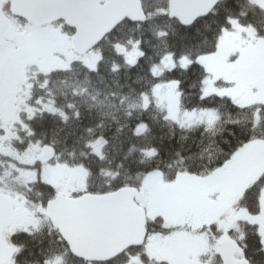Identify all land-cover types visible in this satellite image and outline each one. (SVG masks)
I'll use <instances>...</instances> for the list:
<instances>
[{
    "label": "snow or ice",
    "instance_id": "snow-or-ice-1",
    "mask_svg": "<svg viewBox=\"0 0 264 264\" xmlns=\"http://www.w3.org/2000/svg\"><path fill=\"white\" fill-rule=\"evenodd\" d=\"M29 2L36 8L47 10L48 20L63 15L75 25L77 32L74 35L77 36L85 30V25L76 15L77 10L82 6L98 5V0ZM2 3L3 0H0ZM119 3L120 0H105V6L117 7ZM248 4L251 13L241 8L236 14L229 13L219 22L216 46L211 51L201 50L194 55L179 57V66L185 70L195 65L203 69L199 93L202 103L199 107H183L179 102L181 81L173 79L168 82L176 91L174 101L166 106L164 118L171 119L182 129L197 125L202 129V135H215L219 131L217 125L222 122L221 106L210 105L205 101L208 97H219L225 101L223 107L231 117L227 121L231 135L215 141L216 154L213 156L209 153L206 168L201 171L183 165L177 167L169 177L163 169L149 167L138 174L141 176L139 184H121L108 191L91 192L86 185L70 188L58 177L48 175V170H71L73 167L86 173L88 169L83 164L70 166L58 158L53 161L50 158L55 154V149L51 144L42 143L40 138L34 141L29 139L22 151L16 149L9 156L10 171H15L17 179L23 177L22 182L26 186L39 184L47 190L48 195L37 203L29 200L24 192L14 191L0 181V264H17L14 257H19L25 247L11 240L13 232L32 237L42 230V220L48 221L50 234L55 230L60 244L58 251L44 254L41 264H67L69 260L79 261L80 264H113L114 259L137 245L145 255L154 259L155 264H211V257L217 254L222 264H253L249 245L244 242L248 239V233L241 232L239 238L232 235V228L239 226L241 221L253 227L257 246L252 252L264 254V0H248ZM170 8L164 9L163 14L176 16L181 28H196L200 20L215 10V0H170ZM181 8L201 10L195 11L194 15L184 16L178 10ZM22 15L26 23L21 26L22 32L18 30L16 43L11 45L18 61V75H22V67L30 59L46 53L53 41L45 33L47 29L55 30L51 24H45L38 17L34 20L28 11ZM7 20L9 17L0 8V95H3L11 75L9 48L4 36V22ZM159 34L167 33L162 31ZM237 38H242L244 45L227 54L222 70L208 63L210 57L220 55L223 42ZM176 66L174 63L173 67ZM91 67L94 69L95 65ZM150 70L153 75L156 74L154 68ZM159 87V82L152 86L153 95ZM141 97V106L146 109L153 101L148 92L142 91ZM156 102L160 103L159 100ZM44 109L59 111L47 104L39 110ZM27 111L30 120L35 111L31 107ZM61 116L67 118L63 112ZM20 124L27 130V135L34 134L28 123L21 120ZM4 127L0 123V128ZM148 130L146 121H138L134 128L137 135H143ZM13 135L19 138L18 134ZM102 143L99 140L89 141L92 150L101 157ZM36 151L46 153L39 157V164L36 163V157L25 159L28 153ZM141 151L147 157L158 153L154 146ZM179 158L185 159L183 155ZM24 164L30 167H22ZM148 194L160 197L157 205L165 210L153 213L150 218L144 217L139 239L125 240L119 232L107 229L103 211L104 206L112 201H120L127 208L129 229L139 228L141 213L134 205L140 197ZM177 194L194 201L196 207L172 210L171 215L176 223L170 224L167 223L170 211L163 198ZM220 207L231 208V223H225L223 217L216 213ZM10 209H15L19 221L13 229L8 228L7 214ZM156 221H160L163 231H151V225ZM183 224L194 227L191 231L181 230ZM154 236L163 243L159 253L151 249ZM5 248L8 250L7 257L4 255ZM128 264H138L136 256H131Z\"/></svg>",
    "mask_w": 264,
    "mask_h": 264
},
{
    "label": "trees",
    "instance_id": "trees-1",
    "mask_svg": "<svg viewBox=\"0 0 264 264\" xmlns=\"http://www.w3.org/2000/svg\"><path fill=\"white\" fill-rule=\"evenodd\" d=\"M140 1L143 10H146L144 20L140 23L124 20L107 34L94 47H98L100 53L95 69L74 61L68 69L54 70L34 80L27 106L33 108L35 115L29 120L28 112L19 113L34 134L27 135V130L23 128L18 133L19 138L9 143L14 151H22L29 139L34 141L40 138L42 143L51 144L56 159L58 157L75 165L83 164L88 169L87 189L91 192L108 191L121 184H139L141 176L138 174L149 167L163 169L169 177L177 167L183 165L203 171L210 159L209 153L213 156L216 154L215 141L231 135L227 124L231 117L223 107L225 101L221 98L208 97L205 101L221 106L223 115L222 122L217 125L219 131L215 135H202V129L197 125L182 129L171 119H165L167 105L158 104L152 94V86L157 82L160 84L179 79L182 90L180 104L189 109L199 107L202 103L199 100L200 77L203 75L200 66L195 65L187 70L176 66L162 70L158 75H153L150 69L169 53L174 54L170 55L173 60L179 61L181 55L211 51L216 46L219 22L241 8L251 13L248 0L218 2L215 10L200 20L196 28H181L177 20L163 14V10L167 9V0ZM56 26L65 35L73 33L65 25ZM162 31L167 34L160 35ZM133 43L137 44L140 53L133 64H128L116 45L130 50ZM142 91L148 92L153 101L146 109L141 106ZM45 104L59 111H40ZM138 121H146L149 125V130L143 135L134 132ZM98 140L103 141L102 157L94 153L89 144V141ZM152 146L158 149V153L153 157L145 156L141 149ZM180 155L185 159L181 160ZM8 163L9 157L0 155V167ZM22 167L27 169L30 166L24 164ZM10 188L24 192L29 200L37 203L48 195L47 190L39 184L26 186L22 183ZM41 224L42 230L32 237L13 233L11 240L25 246L19 257H14L17 264H41L45 253L59 250L60 241L56 238L55 230L49 233L47 220H42ZM236 229L231 230L234 238H239L241 232L248 233V239L244 242L249 245L253 264H264V254L252 252L257 246L252 225L240 222ZM151 231H163L158 221L151 225ZM131 256L154 264L141 247L130 248L114 259L113 264H126ZM67 264L80 262L69 260ZM211 264H220L217 255L212 256Z\"/></svg>",
    "mask_w": 264,
    "mask_h": 264
},
{
    "label": "rangeland",
    "instance_id": "rangeland-1",
    "mask_svg": "<svg viewBox=\"0 0 264 264\" xmlns=\"http://www.w3.org/2000/svg\"><path fill=\"white\" fill-rule=\"evenodd\" d=\"M12 25L16 27L15 24ZM4 26L9 27L6 23H4ZM52 26L55 30L47 29L45 33L53 41L49 46V49L46 51L45 54L36 55L34 58L30 59L27 63H25L22 67V75L17 74L18 61L14 55V49H12L11 47L12 44L5 43L6 46L9 48V64L11 67V75L3 95H0V123H3L5 125L4 128H0V155L5 156V153H7L8 155L6 156L9 157L14 152V149L11 148L9 143L11 144L12 141L17 139V135H13V133L18 134L19 131L23 129L21 124L17 125L22 120L19 117V113L20 111L28 112L27 109L29 107L27 106V102L29 100V93L34 80H37L42 76H46L54 70H62L66 68L68 69L69 65L74 61H80L89 69H93L91 65H95V67L97 65L98 59L100 57L98 47L91 49L85 55H78L73 52L70 46L69 38L71 34L70 36L65 35L59 30V28H57L56 25ZM20 32H22V30H20ZM4 33L7 34V31L5 30ZM17 36L18 34H16V41ZM243 45L244 41L242 38L229 39L223 42L221 44L220 55L210 57L208 63L211 64L215 69L222 70L225 67V59L227 57V54L230 53L233 49L238 50L239 47ZM116 49L120 54L124 56L125 61L128 64H133L140 53L137 44L135 43H133L130 50H126L123 46L120 45H116ZM234 58L235 57H233V59ZM174 63L179 66L180 60L175 61L172 59V56H165L158 64L153 67L156 72L155 75H158L162 70L172 68ZM155 91L156 94L154 95V97L156 98V101H160V103L158 104L165 103L166 105H168L174 101V92L176 91V89H174L170 83H160V87L157 88ZM17 116L19 117V119H17ZM42 155L43 153L39 151L31 152L25 156V159L31 160L33 159V157H36V163L39 164V157ZM50 159L54 161L56 158L53 155ZM59 160L62 161V159ZM67 163L70 166H75V164L69 162ZM48 175L58 177L62 181V183L69 186L70 188H80L82 185H86L88 187V173L82 172L74 167L71 170H48ZM16 176L17 174L15 173V171H10L9 163L7 165L3 164L0 167V181H2L7 187L17 186L18 184L23 183V177L17 179ZM158 199L161 198L154 194H148L143 197H140L137 204L145 209L146 216L150 218L153 213L165 210L164 208L158 207ZM163 199L167 201L168 210L170 211V215L167 220V223L170 224L176 223L175 219L171 215L172 210L196 207L194 201L180 194L164 197ZM216 213L220 214L223 217L225 223L232 222V212L230 207H220L216 209ZM7 220L9 222V229H13L14 225L19 222L15 209L9 210L7 214ZM158 222L160 223V221ZM193 227L194 226L190 224H183L180 226L181 230L187 231H191ZM236 227H233L232 230L237 231L238 229H236ZM162 248V241L156 236L152 237V251L155 253H159L161 252ZM4 255L6 257L8 256L7 248H5L4 250ZM136 258L138 264H148L143 262L141 258L137 256ZM148 258L154 261L153 258L149 256ZM126 264H128V262ZM149 264H151V262Z\"/></svg>",
    "mask_w": 264,
    "mask_h": 264
},
{
    "label": "water",
    "instance_id": "water-1",
    "mask_svg": "<svg viewBox=\"0 0 264 264\" xmlns=\"http://www.w3.org/2000/svg\"><path fill=\"white\" fill-rule=\"evenodd\" d=\"M9 12L13 16L25 20L22 13L28 11L32 14L33 19L37 17L44 20L45 24H52L57 21H64L65 25L73 30L70 37V46L74 53L78 55H85L88 51L93 49L102 39L109 34L117 25L123 20H128L133 23H140L144 20V12L139 0H120L119 6L112 7L111 5L105 6V0H98L96 6H82L76 15L80 18L81 22L85 25L84 32L77 36L74 35L77 29L74 24L68 22L63 15L57 16L54 19L48 20L49 13L43 8H36L31 5L29 0H8ZM223 0H215V5ZM167 9L170 8V0L167 3ZM184 16L194 15L195 11L201 10L199 8H181L178 9ZM136 17V19H132ZM170 19L179 20L176 16H169ZM46 155V153H43ZM129 197L131 196L130 189L128 190ZM134 207L141 213L140 227L129 229L130 222L127 208L120 201H112L104 206L103 216L104 221L109 231H116L122 234L127 239H139L142 233V224L145 217V210L139 205L135 204ZM139 247V245L134 246ZM132 247V248H134ZM227 251V247L225 248ZM219 255V254H218ZM222 264V259H220Z\"/></svg>",
    "mask_w": 264,
    "mask_h": 264
},
{
    "label": "flooded vegetation",
    "instance_id": "flooded-vegetation-1",
    "mask_svg": "<svg viewBox=\"0 0 264 264\" xmlns=\"http://www.w3.org/2000/svg\"><path fill=\"white\" fill-rule=\"evenodd\" d=\"M0 8H3L4 12L9 17V20L5 21L4 23L8 24L9 27L4 26V31H7V34L4 33V36L6 37L5 43H15L16 42V34L18 33V30H22L21 26L26 23L24 19H21L19 17H15L9 12V1L3 0V3L0 4ZM15 24L16 27H14L12 24ZM60 26L65 25L64 21H58L57 22ZM18 26V27H17Z\"/></svg>",
    "mask_w": 264,
    "mask_h": 264
}]
</instances>
